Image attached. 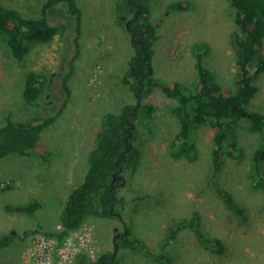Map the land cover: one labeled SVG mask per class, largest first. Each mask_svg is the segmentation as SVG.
Wrapping results in <instances>:
<instances>
[{"label": "rangeland", "instance_id": "obj_1", "mask_svg": "<svg viewBox=\"0 0 264 264\" xmlns=\"http://www.w3.org/2000/svg\"><path fill=\"white\" fill-rule=\"evenodd\" d=\"M27 17L40 16L47 0H0ZM83 21L76 55V22L64 4L49 10V21L58 33L49 42L30 45L27 57L17 61L0 36V126L8 119L20 123L56 114L66 100L62 88L68 77L71 95L56 123L46 130L31 156L11 155L0 160V236L14 232L22 239L0 252V264H31L28 252L38 244L42 230L60 229V216L73 189L84 181L88 157L95 145L101 117L119 113L124 104L137 99L123 78L134 54L126 26L116 21L118 0H77ZM184 10L168 11L172 3ZM153 20L161 18L159 39L152 65L159 80L189 87L197 82L194 47L205 52L206 67L229 91L235 89L237 55L234 35L238 31L229 0H148ZM264 51V41L262 44ZM29 71L52 76L51 91L41 107L26 104L24 80ZM251 108L264 114V74ZM193 89V87H192ZM144 104L155 106L151 121L141 122V157L125 173L120 196L131 238L150 253L121 249L117 264H168L158 256L171 229L198 214L206 237L219 239L220 252L203 247L191 229L182 230L167 249L171 264H264V198L253 187L252 155L262 141L259 133L239 128L242 157L224 158L216 181L228 190L243 210L230 211L211 183L214 133L209 126L193 134L194 158L173 154L179 132L174 114L177 102L156 88ZM38 200L42 207L34 217L8 212L6 205L22 206ZM126 225L116 219L91 217L73 232L66 246L86 252L94 260L114 250V239ZM21 260V261H20Z\"/></svg>", "mask_w": 264, "mask_h": 264}, {"label": "trees", "instance_id": "obj_2", "mask_svg": "<svg viewBox=\"0 0 264 264\" xmlns=\"http://www.w3.org/2000/svg\"><path fill=\"white\" fill-rule=\"evenodd\" d=\"M229 2L238 28L234 35L238 73L232 91L216 81L214 74L205 65V52L199 45L194 47L197 82L192 85L193 89L182 83L169 84L159 80L155 75L152 58L163 20L151 18L148 0H118L116 21L126 26L134 48L123 82L133 92L137 103L124 104L119 113L108 112L101 117L95 145L89 153L85 179L68 196L60 216L61 229L53 232L42 230L41 233L61 243L91 217L119 220L125 223L126 230L115 237L114 250L100 255L97 260H92L86 253H79L72 264H117L120 250L127 248L150 253L139 240L131 238L124 216L125 199L120 196V190L126 183L125 173L141 157L142 134L139 125L151 121L156 111L155 106L144 104V101L156 88H161L168 98L177 102L174 114L179 132L172 143L175 157L194 158V132L202 126L212 129L214 148L210 181L226 207L237 215H243V210L232 194L217 183L216 176L226 156L236 158L244 155L237 136L239 128L261 135L262 141L252 155L251 177L253 187L264 198V114L251 108V102L259 92V78L264 74V51H261L264 41V0ZM58 4H64L76 22L77 51L71 60L73 64L79 56V35L83 21L82 9L77 0H47L38 17L24 16L0 1V36L5 38L8 50L17 61L21 62L27 57L32 43L49 42L58 33V27L49 21V10ZM186 6V2L172 3L168 11L184 10ZM68 79L64 77L62 84L66 100L56 114L20 123L8 119L0 126V160L11 155L31 156L35 152L44 132L56 123L67 106L71 95ZM51 86L52 76L29 71L24 80V101L29 106L41 107ZM41 207L38 200H33L22 206L6 205L5 209L34 217ZM188 228L206 249L216 252L223 249L219 239L206 237L198 225V214H193L190 220L176 224L162 244L158 256L168 264L172 262L167 253L168 247L182 230ZM17 241L11 232L1 235L0 250Z\"/></svg>", "mask_w": 264, "mask_h": 264}, {"label": "built area", "instance_id": "obj_3", "mask_svg": "<svg viewBox=\"0 0 264 264\" xmlns=\"http://www.w3.org/2000/svg\"><path fill=\"white\" fill-rule=\"evenodd\" d=\"M77 230L72 231L61 243L54 237L38 233V244H33L28 252L29 262L31 264H72L77 254L86 253L83 251L77 253L72 252L71 247L66 246L71 238L70 235ZM86 254L90 257L88 253Z\"/></svg>", "mask_w": 264, "mask_h": 264}, {"label": "crops", "instance_id": "obj_4", "mask_svg": "<svg viewBox=\"0 0 264 264\" xmlns=\"http://www.w3.org/2000/svg\"><path fill=\"white\" fill-rule=\"evenodd\" d=\"M10 233V232H9ZM11 233H13L16 237H17V242L15 243V244H13L12 246H10V247H8V248H5V249H2V250H0V252H2L3 250H6V249H9V248H11V247H13V246H15L17 243H20L21 241H22V239H20V238H18V236L14 233V232H11ZM4 234H7V233H4ZM3 235V234H2ZM21 261V260H20ZM18 263H20V264H22L23 263V261L22 262H18Z\"/></svg>", "mask_w": 264, "mask_h": 264}]
</instances>
